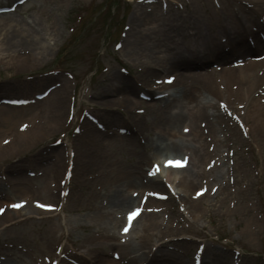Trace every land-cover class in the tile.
Listing matches in <instances>:
<instances>
[{"label":"rangeland","instance_id":"1","mask_svg":"<svg viewBox=\"0 0 264 264\" xmlns=\"http://www.w3.org/2000/svg\"><path fill=\"white\" fill-rule=\"evenodd\" d=\"M6 1L8 3L11 2V0H0V2L8 4ZM177 1H180L187 5L190 4L192 7L196 6L197 4V0ZM222 1L227 7L228 5H231L238 10L239 7L242 6L248 12L253 14L255 20L262 25L264 30V23L261 22L260 18V15L264 16V10H260V7L258 5H254L248 0H238L237 5L231 0ZM41 2L42 0H36L35 2H33V4H38V7H40ZM88 3L92 4V6L89 9V13L87 14V16L81 19L80 17L84 13L81 12L72 20L71 10L75 9L76 7L86 6ZM142 3L143 0H68L67 2L64 1L61 5L52 6L50 7L51 12H49L51 18H49L52 21L56 20L61 32L62 30H64V35L62 37H52L49 34L51 31V21L49 19H46L45 17L41 18L38 12L33 10L31 11V9H29V5L21 8L20 11H12L11 13H13L15 15L14 17L18 20H26L27 24L29 23L33 25L34 29L35 27L39 28V31L44 33L42 34L44 38L41 40V42L44 43V46H46L45 44L50 46L45 51L37 54L35 57L22 55L23 59L13 62L9 60V53L4 50V46L1 44L2 33H4V31H0V58L2 59V61L0 62V97H34V94L42 92L47 88L51 90L48 94V97H50L51 94L54 96L57 91L59 92V94L57 95V99L60 98L61 95H63V97L60 98V102L55 104L58 105V110L56 109V106H52L54 100L50 97L48 101V99L46 100V98H48L46 96L45 101H36L34 103H29L25 106H22V108H10V111L12 112H10L9 115H6V119L0 118V144L3 138L8 137L9 135H12L14 138L17 135H14L12 132H14V129L17 130V126L19 125L18 122H21V120L29 119L32 116H39V113H41V116H43L44 118V123L40 122L35 127L36 131L24 133L19 136V138H16L14 141L10 142L11 144L0 149V172L3 169L4 172L10 169L16 171L19 167L22 169L31 167L30 169L34 170H38L43 167V171L45 172L43 173V175L34 176L36 179H30L33 181L36 180L39 183L40 193H38L37 191H35L34 193V196H37L38 199L55 198L54 195L52 198L48 193L49 189L47 186V182L51 179L55 180L56 175L57 177L60 176L61 167L56 173V169L58 168L57 163H53L52 167H50L49 165L44 166L43 164H39V162L42 159L43 153L49 151V148L52 147L51 144L53 143L54 139L60 138L64 142L67 137V132H69V138L74 135V133L72 132L73 125L69 124L66 118L67 108L70 111L68 105L70 106L71 101H74L75 110H78V118L75 125H81L85 116L83 115V118L79 116L83 109H87L94 115L97 114V117L100 116V119L98 120L104 125V119L108 120L109 116L112 117V115H114L113 113L106 111L105 108H116V110H121V107L123 108L124 106V104H119L116 102V97L125 93V90L116 88L115 86L111 91L107 92L109 94L105 98H103L104 96L102 98H97L98 96H102L103 87L108 86L112 83L110 79L111 75L116 74V72H118L119 70L122 76H124L126 79H131L130 77H128L129 75H127L129 72V74L132 76L138 75L139 78H145V86H149V84L151 83L150 66H153L155 68L160 67L154 63L149 64L150 62L148 63L146 58H143V60H145L143 64L137 63L138 60H135L136 66H130L124 63L119 64V58L123 55L119 52V50H114L113 48L114 42L116 40L120 41V38H122L121 36L126 31H128V20L130 15L132 14V12L136 11L137 5H140ZM203 3L207 8L209 7V4L210 7L214 6L213 3H210V0H205V2ZM215 4L218 5V7L220 6V2H215ZM231 6H229L228 8H222V6H220V8H216H218V12L222 11L220 15L224 16L225 19L232 12V8H230ZM26 8H28V10H25ZM185 10L179 12L173 8L171 12L181 15V13L183 14ZM255 11L257 12V14L255 13ZM46 12H48V10H46ZM203 21L205 24L202 23L201 25L204 31L208 33V31L212 27L211 21L209 19H204ZM150 22V20H147L144 23L147 26H143V28L146 29ZM207 25L211 26L208 31ZM252 25L257 27L256 24L252 23ZM43 27H47V29L44 30ZM72 29L74 32L69 38L68 36L71 33L70 31ZM120 29L121 35H119V38L117 34ZM155 31V28L151 29V38H153ZM252 32L255 33L256 31L252 30ZM256 35L257 37H259L260 33L256 32ZM261 36L262 39H264V36ZM176 38L177 37L173 36V34L170 35L167 41V46H174ZM179 38L180 37H178V39ZM249 38L251 39L249 41L250 44L254 45V36L251 35ZM154 45V43H151V49L147 48V50L145 51L147 53H149L148 51H150L149 54L151 58L158 56V51L163 49L154 48ZM64 48L68 49L69 52L72 53L59 56L60 52ZM66 49H64V52L66 51ZM161 53L162 50L160 51V54ZM126 56L130 57L127 52H125V57ZM213 64L216 65L217 63ZM52 66H54L52 69L53 71L49 69ZM122 66L125 67L127 71L126 74L121 72L120 68ZM166 66L168 67V63L166 64ZM210 66L211 65L208 64L205 65L204 68ZM137 67L139 68L137 69ZM143 67V71L145 70L144 72L139 70ZM148 69L149 71H147ZM172 71L181 72L183 70H181V68L171 67V69H165V72H161L156 69V71L153 72L152 77L161 78L163 77V75H161L162 73L168 74ZM234 81L236 82V80L230 81V88ZM119 84H121V82ZM53 86L57 88L56 92H54L56 89H54ZM175 90H178V86ZM126 92L132 94V101H134L136 99L135 96L138 95L135 92H130L128 90H126ZM89 93L95 95L90 97ZM256 93H259V96L264 97V93ZM256 93L254 92V94ZM203 96V98H205L206 100H210L215 105V107L213 108H217V106L219 105V101L224 102L223 100H225L228 103V101H230L231 99L228 96L227 99H214L211 96V99L204 93ZM103 99H112L113 103H110L104 109L96 108V111L94 109H91L93 108V106L102 107L99 102H104L105 100ZM150 103H152V101H150ZM233 103L235 105V102ZM261 104L264 105L263 102H261ZM142 106L143 107H141L140 110L143 109V113H138L137 111L135 112V109L132 106L135 115L140 116V114H148L145 109V104H142ZM213 108H208V112L211 113ZM123 110V114L126 115L124 117L127 118L129 112H127L124 108ZM215 116L216 114L214 115V118ZM124 117H119V119H122ZM257 117L251 115L248 120L251 121V123L255 121V124L258 122ZM40 118L41 117H38L37 120H40ZM119 119L118 117L114 118V123L119 121ZM201 119L206 120V118L204 117H201ZM54 121L59 122L58 126L49 129V123H52ZM183 121L189 122V120L187 119L182 120V122ZM182 122H178V124H175L174 126L178 134H180ZM156 126L157 123L155 124V127ZM151 127L154 128V125ZM151 127L145 124V130L142 131L144 137L147 138L145 144L137 145L134 140L124 141L119 147L112 148V151H110L109 144L106 143L105 136L102 133V136L99 137L96 144L88 145V147L94 145L89 151L92 152L93 157H95L93 158V160H89L88 162L87 158L85 159L79 153V148L81 147V143L83 142L82 138H79L75 144L76 148H78V151H76L77 155L75 154V156L80 169L77 168L76 176L73 178L72 189L70 192L72 199H75L78 195L79 200L77 202H73V204L71 203V201H67L64 204L62 213L50 218H44L43 215H40L38 216V218H36L37 213L33 211L31 214L33 218L25 221H20L17 225H13V228L7 231H5V229H2V219H0V243L11 242V245L13 243L15 244L13 248H17L18 246L17 249L20 250L22 247H27L31 248L35 254H38L36 250H41L44 247L46 248L52 242H55L53 240L54 234H61V238L59 239V241L63 237H66L68 235L65 232V223L70 233V239H68L69 245L67 246L68 250H70L72 246L73 248H76V243L78 244L80 243L79 241L88 237H94L95 240H97L99 237L106 238L107 233L104 230V225L101 224V222L96 218H89L87 214L84 215L86 209H88V211H90L91 209L87 206L89 202H84L89 201L90 198H93V196L96 194L102 196L103 194H105L106 188L107 193L111 192L108 186L110 183L112 172L115 173L123 171L125 173H134L135 171L139 170L141 165L143 168L149 163L150 160H152L151 153H153V151L155 153L157 149L155 148L156 133L151 129ZM228 129L229 131H231L230 128ZM253 133L258 138L262 137V133L256 128L253 129ZM217 136H219V134ZM158 137L160 138V135ZM262 139L263 140H261L256 154L253 153V148H251L250 153L246 155V166L247 168L251 169L247 179L254 178V175L255 178L254 182L249 186L248 194H245L243 196V200L238 196V201L236 202L234 207L235 210L227 211L228 207H225L224 209L222 207L221 210H223L220 213L216 209V213L210 212L202 218L194 217L195 222L193 223L188 221V215L186 213H181V221H178L177 217L175 216H169L171 223L175 227H181V231L177 235H175L174 239H198L204 242L205 247H215L216 249V246H222L226 248L230 247L229 249L241 248V251L243 252V264H251L252 260L250 256L253 254H258L259 256H256V258H254V261L252 262H256V264H264V170L260 171L262 159L264 161V135ZM172 140L176 141L178 139L172 138ZM170 142L172 141H167V143ZM248 145L249 142L243 143L244 151ZM61 150V147H58L55 152H51V155H57L58 152L61 153ZM217 152L218 154L224 155L225 153H227V150L219 146ZM47 155H45L44 157L46 158ZM15 157H17L18 159L12 161ZM249 157L250 159H248ZM101 162L103 163L101 164ZM112 169L114 170L112 171ZM95 175L97 176L95 177ZM241 175L244 174L241 172ZM236 178L239 179V176ZM15 179L20 180L24 179V177H18ZM106 179H108L109 182L105 181ZM98 182L103 185V188L101 191L94 192L93 189ZM193 188H195V186L187 191L188 195L191 194ZM230 190H232L231 187L227 189L226 193ZM19 196L22 195H12L9 196L8 199H23ZM219 199L220 194L217 193L214 197V201L217 202ZM202 203L204 205H210L212 201L204 199L202 200ZM225 203L228 205V200H226ZM165 204L170 207L171 201H168ZM128 206L121 209L122 214ZM174 207L177 211H179V208L176 205H174ZM246 209L249 210V213H246ZM112 210H114V208L105 207L101 212L97 213V216L99 215L100 217V215H104L106 212ZM119 211L120 209L116 210V212ZM166 216H168V213H161L154 219H167L165 218ZM19 219L22 218H16V220ZM68 219L71 223V226L67 223ZM75 219L78 220V224L76 227ZM84 222L91 224L94 223L96 230L92 231V228H81L80 223ZM143 227L144 226H141V221H139V223L137 224L138 231L141 232V229ZM104 234L106 236H104ZM150 237L151 240L148 239L149 242L144 241V245L156 247V245L160 242L156 243L157 237H154V235L150 234ZM169 238L170 237H164L163 242H168ZM48 241H50L49 244H47ZM32 242H35L37 244L34 246L36 248L28 245L32 244ZM110 242H114V240H111ZM196 244V242H191L189 246V251H191V253H193ZM78 249H80V252L78 253H82L81 251L83 249ZM169 251L174 252L176 256H180L184 260L185 257H183L182 253L174 251V248H172V246H170ZM223 251L225 252L226 250ZM225 253L230 255L231 251H229V253ZM170 258L172 260L174 259L173 256H170ZM17 260L21 261L20 259ZM206 260H208V258H206ZM25 261L29 260L26 259ZM65 263L72 264L70 261H66Z\"/></svg>","mask_w":264,"mask_h":264},{"label":"bare ground","instance_id":"2","mask_svg":"<svg viewBox=\"0 0 264 264\" xmlns=\"http://www.w3.org/2000/svg\"><path fill=\"white\" fill-rule=\"evenodd\" d=\"M35 0H26L24 3H29ZM52 2H56L57 4L64 1V0H51ZM236 1V0H233ZM48 1L44 0V3L47 4ZM256 2V1H252ZM50 3V2H48ZM257 4L261 5L262 0H257ZM18 5L17 9H20L22 6ZM158 7V6H157ZM153 8V9H152ZM151 13H148L145 11L143 6H139V8L134 11L130 17H129V29L128 32L125 35V38L123 39V42L121 44V52H125L127 50L134 49L133 55L137 60H140L141 58H146L147 61L150 63H155L156 65L160 66L161 69H171L174 67L181 69L186 68H192L194 69L195 66H205L208 62L214 60H226L227 58H230L236 54H242L244 51L246 52L248 49L245 47L246 43L245 41L241 40L242 42V49H238V47H234L230 50H225L224 47L220 45L221 51H215L214 49L209 48V45L214 43L215 45L222 44L220 40L217 38L216 35H212V37H209V34L204 33L203 29L197 25V23H204V21H199L198 17H187V19L191 20L192 23H195L194 26L191 27L193 30L192 33L184 35L181 39V41L177 44H175L172 49H168L167 42L166 44L162 41H157L156 38L151 40V36L148 37V33H150L151 28L147 27L144 31L143 25L147 20L150 19H156L161 24H169L173 21H177L178 19L173 17L172 15H169V13H162L161 11L157 10L155 6H151ZM160 9V8H159ZM190 12H198L197 9H192ZM197 15H199L197 13ZM251 17L252 15H249L244 10H239V12H233L230 20L226 23L224 21V16L220 14H213L212 15V21L216 23L219 28L218 31L221 30L222 33H225L226 29H229L228 27H238L239 33L241 35L242 32H246L248 26L251 24ZM181 20V18H180ZM184 23H189L188 21H183ZM205 24V23H204ZM0 26L1 31H4L3 38L1 40L2 45L5 47L6 50L13 52L11 54L16 55L19 54L20 51L26 52L28 55L35 54L36 50H38L37 43L36 42V36L37 33L33 30H31L32 27H30L27 22H23L22 20H18L14 17V14L12 13H2L0 14ZM210 25H207V30L210 28ZM258 27L261 29V26L258 24ZM59 29L56 23H53L51 25V33L56 36L58 35ZM211 36V35H210ZM231 40V39H229ZM211 41V42H210ZM258 41V40H257ZM151 43H154V48H161L163 47V54H158V56L151 58L149 56V53L145 52L147 48L151 49ZM239 43V42H238ZM240 44V43H239ZM259 43H256V46ZM46 49H43L45 51ZM251 50V49H250ZM165 53V54H164ZM146 54V55H145ZM190 54H196V59L194 61L190 60L191 55ZM198 56V57H197ZM171 61L167 62V61ZM165 63H168V67L165 65ZM170 63V64H169ZM253 64V63H252ZM256 67H245L242 71L240 69L232 70L227 69L226 72L222 70L219 77H222L224 81L230 82L233 77L234 80L238 81L241 80V77H244V81L246 80V83L249 84L248 88L245 89V92H242V97L244 100H248V105L246 110L252 112L253 110L257 111L261 108L259 104L256 103V99L251 102V94L250 91L252 88L256 87L259 89H263L261 86L263 83H257L258 77L253 76V74H257L258 72H255V69L257 67L258 70L261 68L264 69V61H261L259 63L255 64ZM240 71V72H238ZM173 72V71H172ZM170 72V73H172ZM235 73V74H231ZM153 74V69L151 68V75ZM179 75L177 82L170 86L171 88L178 84V90L173 93H170L167 95V97H161L160 102L155 104V108L151 110L152 118L159 119V125L160 129L159 132L162 133L161 137L163 141H166L165 145L160 148L156 153L152 154V158L154 160H160L161 157L166 155H178L180 151L182 150L181 144L179 142H170L167 143V141L170 138H184L181 134H177L175 131V124H178V122H182L184 119H189L193 125V130L186 136V140L188 138L191 140L193 138L196 139H202L204 136V130L196 126V120L198 117H202L204 115L207 117L208 120V131L209 133L214 136V134L218 131H223L220 127V124L222 125L223 122V115L220 112L219 109H217V113L215 116V119L213 114H209L207 111V107L211 106V102L202 98V91H205L209 94H218L219 93L216 84L210 83V81L213 79V73L210 71H199V72H192L191 74H188L187 76H184V73H177ZM264 76V74H263ZM262 76V77H263ZM110 79L112 80V83L108 86H104L102 89V96H98V98H102L107 94L108 91H111L113 87L121 88L124 90L129 91H137L138 87L135 85V83L131 79H126L125 77L118 76L116 74H112ZM193 81H196L198 84V87L194 88ZM114 82V84H113ZM121 82V84H119ZM128 86V87H127ZM57 89L54 91L56 92ZM152 92V91H151ZM154 93V92H153ZM59 92L57 91L54 96L52 97L54 100L53 105L56 106V109L58 110V105H55L57 102V95ZM128 95V93H125ZM146 95H149L148 92H145ZM132 101L130 98H126L123 100V104L126 108H128L129 112L132 114L131 119L132 121L139 122V118L134 115V112H132ZM110 103V101H104L101 104L104 106H107ZM176 109L177 111L173 110ZM106 111H110L108 109H105ZM131 110V111H130ZM12 112L10 109H8V106L2 105L0 107V115L1 119H6V115H9V113ZM163 115V117L160 116ZM150 115V118H151ZM202 121V120H200ZM245 122V121H244ZM247 123V122H246ZM263 124V122H259ZM186 124H182L181 129ZM248 125V124H247ZM226 126V125H225ZM227 127V126H226ZM254 127V126H253ZM33 128V127H32ZM234 135V132H233ZM98 135L94 136L92 138V141H95L97 139ZM161 139V138H160ZM161 139V140H162ZM183 139V140H185ZM229 140V139H228ZM210 145V144H208ZM19 147V146H18ZM91 149V148H90ZM188 147L186 148V151H188ZM17 152V151H16ZM83 154L86 157H89L90 153L89 149L85 147L83 149ZM189 153L182 152V156ZM181 155V154H180ZM213 154L209 152L208 150H205L204 143L202 140H198L194 144V149L192 151V155L189 156V162L188 166L191 170L186 172V174L179 175L177 183H175L176 174H179L181 172H184L185 169L181 170H171L166 169L164 173L160 176H155L152 179H146L147 182L151 186H157L161 182V178L166 177V181L170 182L172 185H175L179 187V189H186L191 188L194 185H197L199 183V180L202 179L205 175L209 176V174H206L204 171V168H202V163L207 159V162L209 160L208 157L212 156ZM93 157V155H91ZM217 168H214L216 170ZM113 179H118V184L114 189V193L111 199L108 200L107 204L109 206H114L116 209H119L130 202H132L134 199L128 194V189L132 186H136L139 189L145 188V186L142 181V174L138 171L135 174H126V175H116ZM26 193H29V190H23ZM180 193V192H177ZM24 194V193H23ZM180 196V194H179ZM180 201L184 202V205H186V209L193 215L196 211H201L203 207L198 203V201H193L185 196L181 195ZM10 213H16V211H9ZM200 213V212H199ZM138 219V218H137ZM136 219V221H137ZM105 222L107 224H113L115 225L117 223V220L110 215H106ZM144 237L149 239V233L152 232L154 235H160L162 233H169V236L174 235V230L171 228H168L167 225L164 227L162 224H159L156 221H149V223L144 228ZM147 232V233H146ZM141 235V238L143 237ZM168 235V234H167ZM151 238V237H150ZM85 246L88 248L89 251L95 252V257H97L98 260L103 261V255L104 250L98 246V245H92L89 240L83 241ZM151 252V251H149ZM206 252V249L204 250V254ZM15 254V253H13ZM7 257L4 260L0 261V264H18V262L13 258L14 255L10 257L9 253H6ZM169 252L167 250L161 248V244L155 249L153 253L149 256L148 254H145V261L146 264H167L168 261H173L169 264H188V260L184 261L180 258V256H177L175 260H172L170 257H168ZM220 256V254H217ZM31 257V256H30ZM19 258H22V256H19ZM210 264H218L217 262L214 263L213 258L209 259L208 261ZM108 264H115L114 262H109ZM202 264H205L204 256L202 258Z\"/></svg>","mask_w":264,"mask_h":264},{"label":"snow or ice","instance_id":"3","mask_svg":"<svg viewBox=\"0 0 264 264\" xmlns=\"http://www.w3.org/2000/svg\"><path fill=\"white\" fill-rule=\"evenodd\" d=\"M171 78H169V82H170ZM169 164H177V162H173V161H165V166H168ZM151 175V173H150ZM20 205H13V207H19ZM40 207H51V206H46V205H39ZM0 211H3V209H0ZM138 212H132V213H129V219H131L132 217H134L135 215H137ZM128 228L125 227L123 229V231L127 232Z\"/></svg>","mask_w":264,"mask_h":264}]
</instances>
